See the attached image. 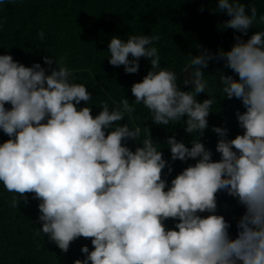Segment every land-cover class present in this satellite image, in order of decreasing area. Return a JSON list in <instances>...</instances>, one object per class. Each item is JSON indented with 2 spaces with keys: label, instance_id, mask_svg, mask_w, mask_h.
I'll use <instances>...</instances> for the list:
<instances>
[{
  "label": "clouds",
  "instance_id": "1",
  "mask_svg": "<svg viewBox=\"0 0 264 264\" xmlns=\"http://www.w3.org/2000/svg\"><path fill=\"white\" fill-rule=\"evenodd\" d=\"M250 8L248 14L239 0H218L217 11L230 17L223 28L247 35L257 22L264 24V15ZM38 37L43 41L45 33ZM159 39L152 34L111 38V66L135 74L143 57L151 70L132 85L134 102L123 96L119 106L110 107L101 101L95 117L91 107H77L93 101L87 85L76 82L66 56H46L44 64L55 68H44L0 55V131L8 137L0 144V186L12 194L6 203L17 209L21 201L27 204L25 194H34L41 225L35 234L46 235L62 253L78 238H91L93 250L81 247L84 258L73 264H264V30L246 42L235 37L230 51L189 56L182 77L170 66L161 67ZM213 60H223L239 79L206 76L202 70ZM181 80L190 90H181ZM217 92L239 99L245 111L235 114L242 135L228 139V129H211L219 138L214 161L201 138ZM201 93L208 98L198 102ZM137 105L150 113L153 124H180L192 136L190 148L175 136L165 142L171 161H195L170 184L166 177L173 169L161 144L145 122L136 127L129 122ZM129 141L137 145L135 151ZM221 192L244 209L235 237L232 223L217 214ZM168 220L175 222L171 229Z\"/></svg>",
  "mask_w": 264,
  "mask_h": 264
},
{
  "label": "trees",
  "instance_id": "2",
  "mask_svg": "<svg viewBox=\"0 0 264 264\" xmlns=\"http://www.w3.org/2000/svg\"><path fill=\"white\" fill-rule=\"evenodd\" d=\"M250 14V6H255L258 17L264 15V0H239ZM218 0H6L0 5V55L10 54L13 59L26 67L40 63L44 68H55V65L44 64V58L59 59L67 57V66L77 83L87 85L91 93L92 104L81 102L79 107L89 106L95 117L102 110L101 101H107L110 107L119 106L123 96L134 102L131 94L134 83L141 82L151 70L150 61L140 58L139 70L128 74L124 66L114 67L108 63V44L113 36L127 39L131 34L159 35L156 43L162 58L161 67L170 66L182 77V69L189 61L203 51L216 55L219 51H230L235 44V37L240 36L245 42L256 31L264 30V24L257 22L247 30V35L223 25L230 19L226 13L217 11ZM43 31L42 41L38 33ZM129 59H132L131 56ZM206 76L217 74L238 76L224 66L223 60L209 62V67L202 70ZM50 74V72L48 73ZM181 82V90L188 91ZM213 81L210 79V85ZM219 88V81H217ZM208 96L197 95L198 102ZM217 104L208 117L209 128L205 130L201 142L213 153V160H219L215 151L218 137L211 131L213 127L228 129V139L242 135L243 130L236 120V112L245 111L239 99H227L217 92ZM10 110L11 105L6 104ZM137 112L131 114L132 127L145 125L150 130L154 142L161 144L163 158L168 161L173 171L167 181L175 178L195 161H171V153L166 147V140L175 136L191 147L192 136L185 133L180 124L175 126H157L150 119V113L137 105ZM149 120V121H146ZM127 120L120 122L123 126ZM8 137L0 131V144ZM127 146L135 151L137 145L129 141ZM167 173V168L163 170ZM163 178V174H162ZM11 193L0 186V264H73L76 259H83L81 247L88 246L93 250L91 238H78L71 243L69 251L62 253L46 235L36 236L39 230L38 204L34 194H25L27 204L21 201L17 209H13L6 201ZM244 209L236 200L226 193L217 194V214L224 215L232 223L230 232L236 234L235 222L243 214ZM204 215H207L205 213ZM174 221L165 222L166 228H173Z\"/></svg>",
  "mask_w": 264,
  "mask_h": 264
}]
</instances>
